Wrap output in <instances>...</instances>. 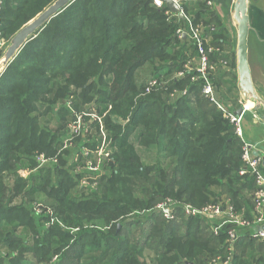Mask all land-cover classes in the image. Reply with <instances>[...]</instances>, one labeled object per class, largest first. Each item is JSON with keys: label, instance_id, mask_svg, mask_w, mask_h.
Wrapping results in <instances>:
<instances>
[{"label": "trees", "instance_id": "trees-1", "mask_svg": "<svg viewBox=\"0 0 264 264\" xmlns=\"http://www.w3.org/2000/svg\"><path fill=\"white\" fill-rule=\"evenodd\" d=\"M2 1L10 43L56 0ZM208 1L180 5L202 27L206 50L214 49L208 75L217 101L236 110L237 42ZM169 13L154 0H75L8 63L0 75V253L7 254L0 264H211L229 257L226 233L214 236L204 221L183 215L164 220L156 209L165 198L197 206L229 198L250 217L257 188L251 175L239 173L244 147L233 124L203 94L196 42L178 34H189V23ZM70 98L105 122L115 153L114 171L94 195L73 178L84 167L82 152L67 169L57 167L56 181L50 170L33 173L35 155L55 154V135L72 119L64 107ZM259 129L264 133V125ZM36 205L62 222L75 215L77 226H68L76 231L56 221L39 232L51 215L37 218ZM249 233L234 245V264H248L249 256L264 264V241Z\"/></svg>", "mask_w": 264, "mask_h": 264}, {"label": "built area", "instance_id": "built-area-1", "mask_svg": "<svg viewBox=\"0 0 264 264\" xmlns=\"http://www.w3.org/2000/svg\"><path fill=\"white\" fill-rule=\"evenodd\" d=\"M176 2L180 3L179 0H175ZM184 1V0H183ZM155 4L157 6H163V3L159 0H154ZM208 4L212 6V1H208ZM181 6V5H180ZM3 1L0 0V38L4 37V32L1 28L2 26V19H3ZM182 9V7H181ZM172 13V12H170ZM169 13V14H170ZM182 13L184 14V11L182 9ZM185 15V14H184ZM179 16V14H178ZM187 20V23H189V34H187L184 30L179 29L178 34L180 37H190L193 41L196 42V45L198 46L199 50V64L196 67V71L202 79L204 80V87H203V94L211 101L216 103L218 109L223 112L227 119L230 120V122L234 126V130L236 132V135L241 139L243 142V154H242V162L245 165V168L239 171L240 175L243 177L247 175H251L255 179L256 183V190L252 194V201L254 203V208L251 211L250 217H246L243 212H238L234 203L231 201V199H225L224 201L220 200V202L212 203V205H209L206 208L196 210L193 209L191 205L184 204L181 205L180 203H175L172 201L167 200L168 202L166 205V202H162L158 204L157 211L165 216L169 221H173L180 218V215H183L186 218L194 219H206V218H212L210 220H202L204 221L206 228L209 229V232L212 233L214 236H219L220 229L219 226L216 224L217 218H220L221 216H225L227 219L237 220L239 221V226L241 230H248L250 231L249 237L258 239L261 241H264V232H257L258 227L264 226V150L258 146V144L253 143L252 141L248 140L245 135V129H244V119L246 117V114L249 111H252V108L250 109V105L247 102H243L241 106L244 107L243 114L238 117L235 113V110L230 109V107L227 104L221 103L217 101L215 94L213 93V84L212 80L208 75V70L213 69L215 64L210 63L209 58V52H213V48H208V51L205 48V42L203 40L202 35V27L200 25H196L192 23L187 17H185ZM1 46H4V44H1ZM8 48V47H7ZM6 48V49H7ZM225 64V62H221ZM193 68L192 64L187 66L188 70H191ZM182 74H179L181 76ZM194 80H197V78H194ZM157 82L153 83V87ZM252 107V106H251ZM237 110V109H236ZM86 115L96 118L94 116L95 114H88L84 112ZM98 117V116H97ZM255 118L259 119L257 115ZM100 120V128L102 130V119L98 118ZM260 120V119H259ZM74 127L73 132L74 134L80 133L82 127L84 126V120L82 117H75L74 118ZM102 134L99 136V143L102 147L108 142V134L104 132V130L101 132ZM76 137V135H75ZM102 137V142H100V139ZM111 144V141L109 142ZM257 154V155H256ZM108 156V155H107ZM82 157L85 159V164H87L91 170H97L100 162L102 161V152L99 151L93 158L98 159V163L96 165H93V158L89 157L88 153L82 152ZM106 158V157H104ZM79 159L77 158L75 162H78ZM85 164L83 166H85ZM94 169H93V168ZM83 167H79L78 170L82 169ZM87 181L90 180L88 176H85ZM96 180V178H94ZM98 183V182H97ZM98 185V184H95ZM81 188V187H80ZM168 207V208H167ZM236 231V230H234ZM234 231H231L227 234V238H230L228 241V250L230 252V255L227 259H224L223 256H218L213 258L211 264H229L232 252L235 243H237L240 240L241 234L234 233ZM237 232V231H236ZM248 237V238H249Z\"/></svg>", "mask_w": 264, "mask_h": 264}, {"label": "rangeland", "instance_id": "rangeland-1", "mask_svg": "<svg viewBox=\"0 0 264 264\" xmlns=\"http://www.w3.org/2000/svg\"><path fill=\"white\" fill-rule=\"evenodd\" d=\"M183 0H180L179 2H182ZM235 5V3H234ZM234 9V8H233ZM233 13V10H232ZM232 15V14H231ZM231 21H232V16H231ZM233 22V21H232ZM29 23V22H28ZM27 25V24H26ZM25 25V26H26ZM1 44H4V46H1ZM9 45V40L7 39L6 34L4 33V37L0 38V75L5 71V69L7 68V66L5 67L2 62L1 59L2 57L5 55L6 51H7V47ZM7 48V49H6ZM211 78V76H209ZM211 80L213 81V79L211 78ZM93 101H85V106H87V108L90 107H94L93 105ZM229 105V104H228ZM66 106V110L69 113V116L72 117V119H67L66 121V126L64 127V129L58 133H56V141L53 144V149H55V154L50 153V152H42L41 154H38L37 156L35 155V160H36V169L37 171H33V173H46V171H52L53 172V176L54 177V181H56V169L57 167L59 168H66L69 167L72 163H74L76 161V159L78 158V156L80 155L79 152H86L88 153L89 157H94L97 153H99V151L102 152V158H101V162L97 168V170H91L90 167L85 164V166L80 169L79 171V175L77 174H73V178L75 179V181L78 180V187L83 188L84 190L86 189V191L89 194H96L99 193V184L102 183L105 180L106 181V177H109V175L111 174L112 171H114V165H115V158L113 156V154H115L113 151H111V146L109 144V142H107L101 150V145L98 141L99 136L102 134L101 132L106 128L105 122L103 121L102 124V130L100 128V120L98 118H100L98 115H94L96 116V118L94 119V117L88 116L86 115L85 109L81 110L78 109L76 107H73L72 104V99H68L66 101V104H64V107ZM54 110H53V117L55 118V120L60 119L61 116H59V112L61 110V106L58 103ZM86 108V109H87ZM95 108V107H94ZM251 105H250V109H251ZM253 119L254 116L257 115V111H253ZM98 116V117H97ZM75 117H82L84 120V126L82 127L80 133L78 134H74L73 132V127H74V118ZM259 118V117H258ZM115 119V118H114ZM128 121V120H127ZM127 121L125 123H123L124 125L127 123ZM258 121H261L258 119ZM93 122H97L99 123L98 127H95L96 124H94ZM54 121L50 124V126L53 124L54 125ZM261 124V122H259ZM263 123V122H262ZM92 129H94V131L92 132ZM76 135V137H75ZM142 147V146H141ZM116 145L113 148V150L115 151ZM143 150V148H142ZM108 155V156H107ZM106 157V158H104ZM93 168V167H92ZM54 169V170H53ZM94 169V168H93ZM23 172V176L26 177H30V172H24V171H20ZM81 176H88L90 178V180H86L84 178H80ZM94 178H96V180H94ZM100 181V182H99ZM98 182V183H97ZM98 184V185H95ZM23 200H25V198L22 197ZM165 200H173L172 198H165L163 200H160L157 204H160L162 202H166ZM177 201V200H176ZM220 202V200L218 201ZM168 202L165 203V205ZM193 209L196 210H200L203 208H206L209 206V204L203 205V206H197V205H192ZM158 207V205H157ZM156 207V209H157ZM254 207V205H253ZM168 208V207H167ZM252 211V210H251ZM45 212H47V214L50 216V222L40 228L39 232H44L46 229H48L53 222L58 221L60 223V225L65 228L68 231H76V227H71L68 225H72V226H77V220L75 215H70V220H68V218H64L66 220V222H62V217L56 216V215H52L51 214V210H47L46 211L43 209V207H41L40 205H36V214H37V218L42 215L45 214ZM138 214H142V212L138 213ZM164 220H168L165 216H161ZM198 219V218H197ZM212 219L210 218H204V219H200V220H210ZM218 221H216V224L219 226L220 229V233H230L231 231H234V233H239L242 234L243 230L240 229V224L239 221L237 220H232V219H227L225 216H221L220 218H217ZM78 221L81 222V218L78 217ZM239 224V225H238ZM141 231L139 232V230H137L136 232V237H138L140 235ZM20 234H22V232L18 231V233L15 236H20ZM41 235V233H39ZM33 236H37V234H32ZM227 238V237H226ZM230 239V238H227ZM2 254L3 257H6V253L2 252L0 253ZM57 258L54 257L53 261H55ZM93 262V261H92ZM234 256L232 255L230 263L229 264H234Z\"/></svg>", "mask_w": 264, "mask_h": 264}, {"label": "water", "instance_id": "water-1", "mask_svg": "<svg viewBox=\"0 0 264 264\" xmlns=\"http://www.w3.org/2000/svg\"><path fill=\"white\" fill-rule=\"evenodd\" d=\"M75 0H56L48 6L43 13L27 23L18 33L10 40L9 47L2 57L4 66H8L25 46L27 41L34 36L38 31L44 28L45 24L63 12ZM167 6L170 12L179 14V17L185 19L182 13L181 6L175 0H159ZM234 19L238 22V33L236 43V57H238L237 72L239 75V92L242 96V101L252 104V110L257 111V116L264 123V96L259 93L254 86L253 77L249 63V35L252 31L250 21V8L253 6L252 0H234ZM244 107L240 106L235 113L238 117L243 114ZM264 150V147H262ZM257 155V154H256ZM264 165V163H263ZM257 232H264V226L258 227Z\"/></svg>", "mask_w": 264, "mask_h": 264}, {"label": "crops", "instance_id": "crops-1", "mask_svg": "<svg viewBox=\"0 0 264 264\" xmlns=\"http://www.w3.org/2000/svg\"><path fill=\"white\" fill-rule=\"evenodd\" d=\"M211 1L213 4L212 8L214 9V11H216L224 27H226V29L230 33L232 40H235L237 42L236 26L235 22L233 21L234 0ZM252 3L253 6L250 8V21L252 25V31L249 35L250 42L248 57L254 86L256 87L257 91L264 96V0H254ZM231 16L233 22L231 21ZM236 66L238 67V57ZM259 122H261V124ZM262 125H264L262 121H258V119L255 117L253 119L252 111H249L246 114V117L244 119V129L247 139H249L255 144H258V146L261 148L264 147V133L263 131L260 133L258 132V130H260L259 128H262ZM259 242L263 241L259 240ZM260 259L261 256L258 257V260ZM246 263L255 264L256 262L252 261L251 257L249 256V258H247Z\"/></svg>", "mask_w": 264, "mask_h": 264}, {"label": "bare ground", "instance_id": "bare-ground-1", "mask_svg": "<svg viewBox=\"0 0 264 264\" xmlns=\"http://www.w3.org/2000/svg\"><path fill=\"white\" fill-rule=\"evenodd\" d=\"M179 1H180V0H179ZM234 15H235V13H234ZM233 21L235 22L236 32L238 33V27H239V24H238L237 21H235L234 16H233ZM237 33H236V35H237ZM1 62H2V60H1ZM249 105H251V104H249ZM251 106H252V105H251Z\"/></svg>", "mask_w": 264, "mask_h": 264}]
</instances>
